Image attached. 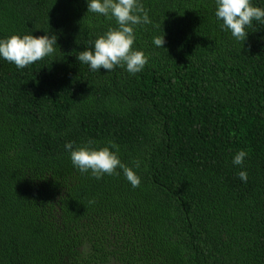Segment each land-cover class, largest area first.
Segmentation results:
<instances>
[{"label": "trees", "instance_id": "16d2710c", "mask_svg": "<svg viewBox=\"0 0 264 264\" xmlns=\"http://www.w3.org/2000/svg\"><path fill=\"white\" fill-rule=\"evenodd\" d=\"M142 3L132 75L76 59L116 27L85 0H0V37L48 30L59 47L0 59V264H264V25L240 43L215 0ZM89 140L115 144L140 186L74 168L64 144Z\"/></svg>", "mask_w": 264, "mask_h": 264}, {"label": "clouds", "instance_id": "9594fccd", "mask_svg": "<svg viewBox=\"0 0 264 264\" xmlns=\"http://www.w3.org/2000/svg\"><path fill=\"white\" fill-rule=\"evenodd\" d=\"M85 2L88 13L114 20L116 27H109L103 34L89 41L76 55L78 62L86 64L90 71L103 68L110 72L116 67H123L132 75L142 72L148 63V57L142 50L133 48L136 28L152 23L142 0ZM215 17L220 22V27L241 43L246 39L254 21L264 25V0H259L258 4L254 0H215ZM152 43L157 48H164L163 32L154 36ZM58 49L56 34H48V30L39 36L11 34L0 37V59L13 63L17 69L26 68L45 57L54 59ZM93 143L89 140L78 147H73L72 142L64 144L74 168L82 174L89 173L96 179L118 174L119 170L133 188L140 186V176L133 167L121 161L115 144L93 147ZM247 155L245 150L237 151L232 157V164L243 166ZM135 167H139V162H136ZM237 175L242 182H247L246 169L241 167Z\"/></svg>", "mask_w": 264, "mask_h": 264}]
</instances>
